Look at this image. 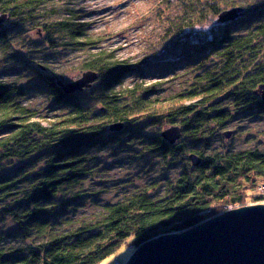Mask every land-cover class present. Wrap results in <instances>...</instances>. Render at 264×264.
Wrapping results in <instances>:
<instances>
[{"label": "trees", "instance_id": "obj_1", "mask_svg": "<svg viewBox=\"0 0 264 264\" xmlns=\"http://www.w3.org/2000/svg\"><path fill=\"white\" fill-rule=\"evenodd\" d=\"M49 1L0 0V23L6 19L28 22L32 28L56 36L63 47L98 46L99 41L86 33L76 14L41 23L37 13ZM182 1L184 6L194 1L196 10L200 6L198 0ZM221 3L223 0L210 3L218 16L219 34L195 41L200 33L189 32L187 57L199 58L201 73L195 75L188 88L163 99L151 97L154 85L136 82L116 89L126 74L137 70L136 63L119 59L106 49L91 53L82 62V69L96 73L95 80L99 79V93L93 97L92 106L78 98L84 87L67 92L59 83L60 78L40 75L48 93L61 105L68 106L46 124L35 109L21 103L19 87L0 81V164L12 159L22 161L15 171L0 175V217H11L24 228L25 235L37 229L44 237L25 249H13L2 246L0 232V264H97L125 244L121 234L154 227L149 233L151 239L182 232L225 212L227 205L241 207L259 195L248 174L254 167L264 173V151L254 150L246 152L250 154L245 156L249 162L242 165L232 166L223 156H216L206 166L207 177L202 180H193L191 173L182 172L166 189L164 200L153 205L129 206L128 202L118 201L105 204L101 218L92 223L72 229L51 227L56 219L49 223L58 209H49L53 200L65 196L86 174L89 149L126 134V144L138 143L141 151L157 153L164 160L186 151L188 160L192 153L204 158L201 149L189 147L198 143L203 147L209 145L213 135L231 118V108L240 113L264 111L260 88L264 84V1L246 9L237 5L218 7ZM233 8H240L243 14L229 18L226 11ZM192 12L194 20L190 19V24H198L202 12ZM246 16L256 21L245 32L232 33L230 26ZM0 34H4L1 29ZM209 57L214 59L206 64ZM209 96L220 100L203 104L201 100ZM148 120L180 127L179 139L169 144L160 135L159 126L152 135H145L141 126ZM115 125L120 128L114 129ZM202 158L196 166L202 163ZM48 213L49 217H45Z\"/></svg>", "mask_w": 264, "mask_h": 264}, {"label": "rangeland", "instance_id": "obj_2", "mask_svg": "<svg viewBox=\"0 0 264 264\" xmlns=\"http://www.w3.org/2000/svg\"><path fill=\"white\" fill-rule=\"evenodd\" d=\"M198 1L199 11L195 9L197 3L194 1L190 7L184 6L182 0H50L37 13L41 23H51L76 14L86 33L99 41L98 46L63 47L56 36L36 30L28 22L6 19L0 23V29L4 31V34H0V81L19 87L21 103L35 109L46 124L49 119L65 112L68 106L61 105L48 93L42 76L51 75L53 79L60 78L64 82L82 78L85 72L82 62L91 53L106 49L119 59L136 63L137 70L126 74L116 89L130 87L136 82L154 85L150 91L151 97L163 99L188 88L195 75L201 73L197 65L199 58L187 57L191 44L189 32L195 30L200 33L195 36V41H205L219 34L218 16L210 8L214 0ZM257 1L223 0L218 7L237 5L246 9ZM193 10L200 14L202 12L198 24H190V19L194 20L191 16ZM254 21L255 18L246 16L229 29L232 33H242ZM213 59L209 57L206 64ZM91 83L90 87H84L78 94V98L84 99L88 106L94 104L93 97L99 93V79ZM219 100L220 97L209 96L201 102L206 105ZM231 113V118L213 135L209 145L203 147L198 143L189 147L203 151L205 157H201L199 166L190 163L187 151L166 160L157 153H145L138 143L126 144V134L116 136L103 146L89 149L90 160L82 181L71 187L65 196L55 198L49 206L51 211L58 207L49 218V223L56 219L54 225L51 223L50 226L72 229L92 223L101 218L104 205L108 203L121 201L128 202L129 206H147L158 203V200L163 201L166 189H170V184L182 172L191 173L193 180L206 178L205 168L212 164L216 156H223L232 166L249 162L245 156L250 154L246 152L264 151V111L255 109L240 113L231 108ZM168 125L148 120L143 121L141 129L145 135H152L158 126L164 130ZM224 130L231 131L229 137L222 134ZM21 163L15 159L2 162L0 175L15 171ZM248 175L252 177L254 191L259 195L252 201L249 199L246 205L264 204V173L254 167ZM236 207L239 206L227 205L225 209ZM44 216L49 217V213ZM23 229L11 217H0L2 246L25 249L27 245L44 239L37 229L27 231L26 235ZM154 230V227L141 228L134 234H121L125 244L97 264H125L134 246L150 240L149 233Z\"/></svg>", "mask_w": 264, "mask_h": 264}, {"label": "water", "instance_id": "obj_3", "mask_svg": "<svg viewBox=\"0 0 264 264\" xmlns=\"http://www.w3.org/2000/svg\"><path fill=\"white\" fill-rule=\"evenodd\" d=\"M240 8L226 11L229 18L242 15ZM94 72L59 83L67 92L81 90L96 78ZM261 97L264 102V84ZM114 129L120 128L115 125ZM231 131H225L229 137ZM160 135L173 144L181 135V128L169 126ZM191 164L201 158L192 153ZM125 264H264V204L244 205L228 209L182 232L160 234L137 246Z\"/></svg>", "mask_w": 264, "mask_h": 264}, {"label": "built area", "instance_id": "obj_4", "mask_svg": "<svg viewBox=\"0 0 264 264\" xmlns=\"http://www.w3.org/2000/svg\"><path fill=\"white\" fill-rule=\"evenodd\" d=\"M261 188H263V185H262V187Z\"/></svg>", "mask_w": 264, "mask_h": 264}]
</instances>
